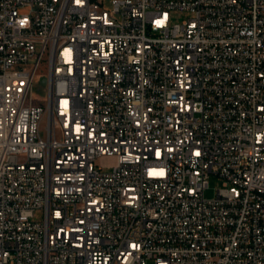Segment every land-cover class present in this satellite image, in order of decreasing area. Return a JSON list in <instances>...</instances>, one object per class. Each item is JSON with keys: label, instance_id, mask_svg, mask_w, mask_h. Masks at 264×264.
I'll return each mask as SVG.
<instances>
[{"label": "built area", "instance_id": "1", "mask_svg": "<svg viewBox=\"0 0 264 264\" xmlns=\"http://www.w3.org/2000/svg\"><path fill=\"white\" fill-rule=\"evenodd\" d=\"M0 264H264V0H0Z\"/></svg>", "mask_w": 264, "mask_h": 264}, {"label": "rangeland", "instance_id": "2", "mask_svg": "<svg viewBox=\"0 0 264 264\" xmlns=\"http://www.w3.org/2000/svg\"><path fill=\"white\" fill-rule=\"evenodd\" d=\"M107 8L110 7L109 3H105ZM25 9H20V11H24ZM189 17L188 13L179 12V11H172L171 12V22L179 23L183 19ZM46 88H47V79H46V69L44 66L40 67L38 71L35 72L33 76V80L30 86V94L31 99L40 104H44L46 100ZM221 179L215 175H210L208 179V188L204 191V195L206 197H213L215 194V190L221 187ZM35 219L41 220L42 219V212L37 211L35 213Z\"/></svg>", "mask_w": 264, "mask_h": 264}, {"label": "snow or ice", "instance_id": "3", "mask_svg": "<svg viewBox=\"0 0 264 264\" xmlns=\"http://www.w3.org/2000/svg\"><path fill=\"white\" fill-rule=\"evenodd\" d=\"M198 154V153H197ZM159 175H163V173L162 172H160V173H158ZM133 247H135V245H133Z\"/></svg>", "mask_w": 264, "mask_h": 264}]
</instances>
